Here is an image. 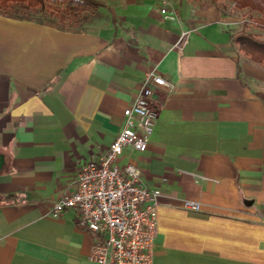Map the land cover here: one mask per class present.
I'll list each match as a JSON object with an SVG mask.
<instances>
[{"label": "crops", "instance_id": "0c3cea01", "mask_svg": "<svg viewBox=\"0 0 264 264\" xmlns=\"http://www.w3.org/2000/svg\"><path fill=\"white\" fill-rule=\"evenodd\" d=\"M98 1L81 28L0 14V195H18L0 201V264H97L99 236L51 208L152 69L176 88L157 89L147 149L119 163L161 190L154 264H264V64L232 40L240 19L198 0Z\"/></svg>", "mask_w": 264, "mask_h": 264}, {"label": "built area", "instance_id": "2783aa9c", "mask_svg": "<svg viewBox=\"0 0 264 264\" xmlns=\"http://www.w3.org/2000/svg\"><path fill=\"white\" fill-rule=\"evenodd\" d=\"M162 11L168 18L178 15L174 10ZM159 88L173 91L176 85L152 69L134 102L124 109L116 138L107 148L98 146L97 157L79 168L73 192L62 194L51 208L53 217L67 208L76 210L80 225L99 236L89 256L97 264H154L161 190L143 183L138 166L119 161L126 148L147 149L161 108L155 97ZM185 207L200 210L201 204L187 200Z\"/></svg>", "mask_w": 264, "mask_h": 264}, {"label": "trees", "instance_id": "16d2710c", "mask_svg": "<svg viewBox=\"0 0 264 264\" xmlns=\"http://www.w3.org/2000/svg\"><path fill=\"white\" fill-rule=\"evenodd\" d=\"M49 0H0V14L16 18L37 21L45 23L41 18L34 19L30 15L24 14V10L31 9L33 11H42L47 7ZM232 1L237 9L249 8L259 13L256 20L258 28L264 30V0H228ZM67 6L75 8L78 11H85L87 7H91L92 12L101 6L98 0H69ZM56 10H60L57 7ZM55 11V9H54ZM64 19V18H62ZM57 27V23H50ZM62 28H65L62 26ZM232 40L240 46V49L254 62L264 64V38L257 32L244 30L242 32L233 33ZM18 198L16 194L0 195V201L15 202Z\"/></svg>", "mask_w": 264, "mask_h": 264}, {"label": "rangeland", "instance_id": "374dc122", "mask_svg": "<svg viewBox=\"0 0 264 264\" xmlns=\"http://www.w3.org/2000/svg\"><path fill=\"white\" fill-rule=\"evenodd\" d=\"M198 1L205 2L206 4L215 5L218 8L225 10L226 13H229L233 18H239L241 25L235 33L242 32L244 30L254 31L259 33L264 38V30L258 28L256 25V20L259 16L258 12L253 11L249 8L237 9L236 7H234L233 2L228 0ZM68 2L69 0H49L47 3L48 5L44 10L33 11L31 9H26L24 10V14L26 13L27 15H30V17L34 19L41 18L45 21V23H57L59 26H63L68 29H73L75 27L81 28L83 25L86 24V19L92 17V9L91 7H87L85 11L80 12L75 8L70 9L67 6ZM57 7H60V10H56ZM241 52L245 56H247L242 50Z\"/></svg>", "mask_w": 264, "mask_h": 264}, {"label": "water", "instance_id": "95a60500", "mask_svg": "<svg viewBox=\"0 0 264 264\" xmlns=\"http://www.w3.org/2000/svg\"><path fill=\"white\" fill-rule=\"evenodd\" d=\"M5 165V157L3 154L0 153V172L3 170Z\"/></svg>", "mask_w": 264, "mask_h": 264}]
</instances>
